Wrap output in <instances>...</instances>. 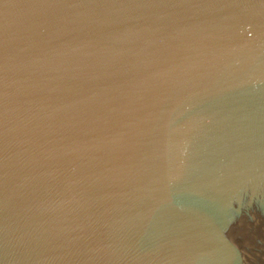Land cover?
I'll use <instances>...</instances> for the list:
<instances>
[{
  "label": "water",
  "instance_id": "water-1",
  "mask_svg": "<svg viewBox=\"0 0 264 264\" xmlns=\"http://www.w3.org/2000/svg\"><path fill=\"white\" fill-rule=\"evenodd\" d=\"M0 264H264V0H0Z\"/></svg>",
  "mask_w": 264,
  "mask_h": 264
}]
</instances>
